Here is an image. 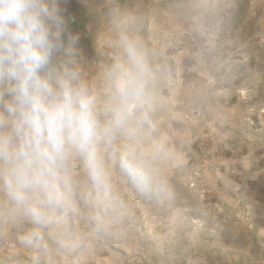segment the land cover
Listing matches in <instances>:
<instances>
[{
    "label": "rangeland",
    "instance_id": "obj_1",
    "mask_svg": "<svg viewBox=\"0 0 264 264\" xmlns=\"http://www.w3.org/2000/svg\"><path fill=\"white\" fill-rule=\"evenodd\" d=\"M58 3L70 58L103 108L123 41L143 54L131 122L152 186L107 194L99 212L75 195L39 247L0 201V264H264V0Z\"/></svg>",
    "mask_w": 264,
    "mask_h": 264
},
{
    "label": "clouds",
    "instance_id": "obj_2",
    "mask_svg": "<svg viewBox=\"0 0 264 264\" xmlns=\"http://www.w3.org/2000/svg\"><path fill=\"white\" fill-rule=\"evenodd\" d=\"M123 48L126 60L110 69L114 99L102 126L97 95L70 58L58 0H0V191L5 215L35 226L23 238L28 246L39 247L42 229L72 208L73 154L97 196L109 192L100 145L111 143L145 96L143 54L129 40ZM119 166L138 189L150 190L149 164L134 145L119 155Z\"/></svg>",
    "mask_w": 264,
    "mask_h": 264
},
{
    "label": "crops",
    "instance_id": "obj_3",
    "mask_svg": "<svg viewBox=\"0 0 264 264\" xmlns=\"http://www.w3.org/2000/svg\"><path fill=\"white\" fill-rule=\"evenodd\" d=\"M101 101L111 99L114 93L109 94L107 91L100 94ZM101 113H100V120L102 126H105L109 123L111 117L110 114L104 111L100 105ZM129 124L126 125L124 128L117 130L113 136V139L110 144H101V157L103 160L104 168L107 174V182L109 185V192L107 193L108 196H119L123 197L132 194V191H138L139 189L132 185L133 183L129 180L126 174L120 169L119 166V155L128 147L130 144L134 145L136 151V137L134 134V139L130 138L129 132L131 131L134 133V128L132 125V118L134 119V115L132 113V109L129 111ZM146 148V147H143ZM151 153V150L144 151L142 157L147 161L148 154ZM69 169L72 175V181L74 186L73 196H72V205L74 203V196L77 195L79 197L86 198L92 196V207L96 209L98 212V207H102L106 205L105 196L98 197L95 191V187L93 182L88 174L87 169L84 166L83 160L77 155L73 154L69 159ZM132 183V184H131ZM81 192V193H80ZM81 199V200H82ZM0 201L2 205L5 204L3 192L0 191ZM89 204V205H90ZM4 207V206H3ZM71 210V209H70ZM23 220H21L22 224L21 227L26 225H31L32 222H26L24 218L21 216Z\"/></svg>",
    "mask_w": 264,
    "mask_h": 264
},
{
    "label": "built area",
    "instance_id": "obj_4",
    "mask_svg": "<svg viewBox=\"0 0 264 264\" xmlns=\"http://www.w3.org/2000/svg\"><path fill=\"white\" fill-rule=\"evenodd\" d=\"M6 246L13 247L14 245L7 243Z\"/></svg>",
    "mask_w": 264,
    "mask_h": 264
}]
</instances>
